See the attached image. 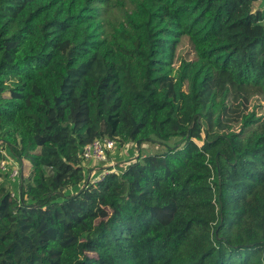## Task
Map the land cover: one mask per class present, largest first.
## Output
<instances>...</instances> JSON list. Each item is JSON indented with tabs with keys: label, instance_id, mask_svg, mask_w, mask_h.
I'll return each mask as SVG.
<instances>
[{
	"label": "trees",
	"instance_id": "obj_1",
	"mask_svg": "<svg viewBox=\"0 0 264 264\" xmlns=\"http://www.w3.org/2000/svg\"><path fill=\"white\" fill-rule=\"evenodd\" d=\"M7 155L0 264H264V0H0Z\"/></svg>",
	"mask_w": 264,
	"mask_h": 264
},
{
	"label": "built area",
	"instance_id": "obj_2",
	"mask_svg": "<svg viewBox=\"0 0 264 264\" xmlns=\"http://www.w3.org/2000/svg\"><path fill=\"white\" fill-rule=\"evenodd\" d=\"M116 148V142L109 137H103L95 139L94 141L85 145L82 157L84 160H94L97 162L107 161L108 152L113 151ZM111 166L115 167V164L110 163ZM0 171L3 175H8V178L11 182L21 183V172L22 168L17 160L7 155L5 159L1 161ZM116 171V168L113 170L104 169L101 174L93 178L94 182L100 181L109 173ZM7 186L10 187V192L12 197H16L17 192L11 187V183L8 182Z\"/></svg>",
	"mask_w": 264,
	"mask_h": 264
},
{
	"label": "rangeland",
	"instance_id": "obj_3",
	"mask_svg": "<svg viewBox=\"0 0 264 264\" xmlns=\"http://www.w3.org/2000/svg\"><path fill=\"white\" fill-rule=\"evenodd\" d=\"M184 118L182 120V123H184ZM179 138L176 136L175 138L171 139V143L173 144L176 140H178ZM160 144V143H158ZM129 147H133L135 149V155L137 156V154L139 153V151L141 150L142 152H150L153 153L155 151H157V149H159L157 144H152L150 142H144L140 141L139 143H133L131 146H124L122 148H116L111 151V153H109L108 156V160L107 161H103V162H93V161H85L84 160V165L87 169H89L88 172V176L91 177V175H94V173L98 170V169H102L104 167H107L111 162H115V167L118 166H124L126 165L129 160L131 159L130 156L128 155V149ZM9 154V152H7ZM10 155V154H9ZM136 156H134L132 159H134ZM30 162L25 160L24 165H23V170H24V178L28 179L30 177ZM22 167V165H20ZM94 182V181H93ZM24 183L26 184V181H24ZM92 254V253H91Z\"/></svg>",
	"mask_w": 264,
	"mask_h": 264
},
{
	"label": "crops",
	"instance_id": "obj_4",
	"mask_svg": "<svg viewBox=\"0 0 264 264\" xmlns=\"http://www.w3.org/2000/svg\"><path fill=\"white\" fill-rule=\"evenodd\" d=\"M111 163L115 164V162H114V161H113V162H111Z\"/></svg>",
	"mask_w": 264,
	"mask_h": 264
}]
</instances>
